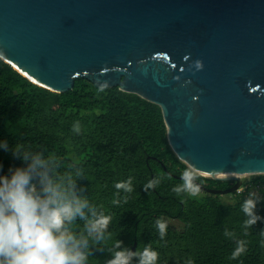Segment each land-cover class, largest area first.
<instances>
[{
  "label": "water",
  "instance_id": "95a60500",
  "mask_svg": "<svg viewBox=\"0 0 264 264\" xmlns=\"http://www.w3.org/2000/svg\"><path fill=\"white\" fill-rule=\"evenodd\" d=\"M0 48L51 91L99 78L159 105L175 155L234 182L209 193L264 175V0H0Z\"/></svg>",
  "mask_w": 264,
  "mask_h": 264
},
{
  "label": "trees",
  "instance_id": "16d2710c",
  "mask_svg": "<svg viewBox=\"0 0 264 264\" xmlns=\"http://www.w3.org/2000/svg\"><path fill=\"white\" fill-rule=\"evenodd\" d=\"M97 87L79 77L73 89L54 92L0 59V145H8L0 147V175L27 166L14 154L16 144L45 156L54 152L62 172L84 170L78 188L93 203L103 205L106 214H113L109 231L124 247L136 251L151 243L159 253L158 264H186L188 259L194 264H264V175L243 182L244 191H235L231 201L218 194L206 199L177 196L172 189L182 180L171 173L181 175L185 163L170 147L160 106L118 86L97 95ZM76 121L80 133L72 131ZM158 175L159 185L146 190L145 184ZM129 177L134 191L120 190L121 204L113 205L114 184ZM201 181L215 188L228 186L225 180L206 176ZM250 192L260 196L255 212L261 219L245 237L241 205ZM158 218L168 222L163 239L155 227ZM226 229L248 241L247 253L236 260L229 259L235 241L224 235ZM92 253L90 264H106L112 258L107 246H93Z\"/></svg>",
  "mask_w": 264,
  "mask_h": 264
},
{
  "label": "clouds",
  "instance_id": "9594fccd",
  "mask_svg": "<svg viewBox=\"0 0 264 264\" xmlns=\"http://www.w3.org/2000/svg\"><path fill=\"white\" fill-rule=\"evenodd\" d=\"M6 58L5 50L0 48V59ZM203 68L201 60L192 62L191 70ZM107 71V68L103 69V72ZM96 84L97 95L110 87L108 80L99 78ZM72 131L81 132L79 121L73 124ZM0 147L7 149L8 145L4 143ZM13 151L27 166L10 169V175H0V264H90L93 246L109 247L112 258L106 264H134V261L135 264H158L159 253L151 243L132 251L109 231L113 214H106L103 205L93 203L83 194L84 189L78 188L77 180L84 175L83 169L62 172L61 160L54 152L45 156L43 152L33 153L21 144H16ZM203 173L204 170L190 161L185 163L182 183L172 191L177 196H198ZM160 178L158 175L156 179L149 180L145 189L157 187ZM114 187L116 193L111 203L119 206L120 190L125 193L134 191L132 177L116 182ZM128 199L125 195L123 203L127 204ZM259 199L258 193L250 192L241 205L246 217L241 225L245 237L261 219L255 212ZM155 227L163 239L168 222L158 218ZM224 235L235 241L229 259L236 260L247 253L246 239L238 238L236 232L227 229ZM261 236H264V231ZM186 264H194V261L188 259Z\"/></svg>",
  "mask_w": 264,
  "mask_h": 264
},
{
  "label": "rangeland",
  "instance_id": "374dc122",
  "mask_svg": "<svg viewBox=\"0 0 264 264\" xmlns=\"http://www.w3.org/2000/svg\"><path fill=\"white\" fill-rule=\"evenodd\" d=\"M251 178H252V176L249 175V176L241 177L240 180L242 181V184H243V182H245V181H250ZM211 196L212 195H208V194H206L205 192H203L201 190V192L195 198H197V199H206V198H209ZM218 198L221 199V200L231 201L235 197H234V193H229V194H223V195L219 196ZM170 222L175 224V225H177V226L179 225L178 221L171 220Z\"/></svg>",
  "mask_w": 264,
  "mask_h": 264
},
{
  "label": "flooded vegetation",
  "instance_id": "af4514ba",
  "mask_svg": "<svg viewBox=\"0 0 264 264\" xmlns=\"http://www.w3.org/2000/svg\"><path fill=\"white\" fill-rule=\"evenodd\" d=\"M225 181H227V183H228V186L227 187H225V188H217V189H226V188H229V187H231L232 185H233V183L234 182H232V181H228V180H225ZM206 185V187H208V188H215V187H210L209 185H207V184H205ZM203 192H205L206 194H208V195H211L212 193H209L206 189H201ZM218 195H223V194H218Z\"/></svg>",
  "mask_w": 264,
  "mask_h": 264
},
{
  "label": "built area",
  "instance_id": "2783aa9c",
  "mask_svg": "<svg viewBox=\"0 0 264 264\" xmlns=\"http://www.w3.org/2000/svg\"><path fill=\"white\" fill-rule=\"evenodd\" d=\"M244 189H245V187H243V186L241 185L240 187H238V188L236 189V192H237V193H241L242 191H244Z\"/></svg>",
  "mask_w": 264,
  "mask_h": 264
}]
</instances>
